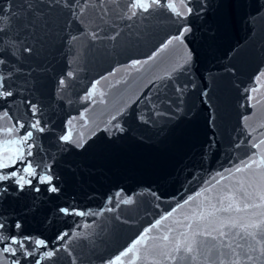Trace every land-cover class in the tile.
I'll use <instances>...</instances> for the list:
<instances>
[{
  "label": "water",
  "instance_id": "1",
  "mask_svg": "<svg viewBox=\"0 0 264 264\" xmlns=\"http://www.w3.org/2000/svg\"><path fill=\"white\" fill-rule=\"evenodd\" d=\"M261 4L264 0H206L203 14L189 17L192 32L185 42L192 49L195 62L190 74L180 79L181 83L191 80L196 87L186 94L182 112L161 104L160 114L144 97L151 89L152 99L156 98L157 89L148 81L163 75L170 66L172 48L155 62L151 71H146L148 66L139 72L128 66L134 60L147 59L162 43L178 34L184 21L176 22L179 18L163 8L150 9L131 20L123 19L112 11L115 5L108 4V15L101 19L104 10L96 4L86 9L81 24L72 17L70 9L53 4L51 33L44 39L42 49L37 45V53L24 62L23 73L14 77L13 102L0 101V110L8 109L12 124L20 116L36 118L30 116L28 100L42 108V122L48 124V131L37 134L40 148L34 147L32 151L51 165L59 177L56 183L60 193H48L46 186L41 185L40 192L26 189L19 199L10 197L0 207V212L23 216L26 229L46 238L49 247L67 242L71 256L62 249L53 261L41 264H72L73 260L75 264H108L173 208L177 211L163 224L172 226L177 233L184 231L173 221L182 220L183 214L203 201L204 195L183 209L178 205L209 187L207 182L216 173L256 151L248 147L250 137H246V132L256 129L253 135L264 138ZM120 7H125L123 0ZM92 32L97 34L96 39L90 35ZM72 36L77 39H71ZM29 70L31 76L27 75ZM68 72L73 76L68 77ZM61 78L66 79L68 87H60ZM97 80L100 83L96 94L84 99ZM253 87L255 92L245 91ZM122 107L126 110L118 116L124 129L121 132L108 121ZM85 108L86 126L79 119ZM70 119L72 125L67 124ZM69 128L74 138L83 133V148L59 140ZM106 128L109 130L105 131ZM242 140L244 143L237 148ZM237 179L245 182L243 191L236 193L239 206L244 208L243 192H247V203L260 207H249L233 215L246 223L264 218L260 215L264 213V201L260 199L264 185L258 174L249 170L238 174ZM225 184L232 186L234 181H221L213 195L222 191ZM116 193L120 195L117 197ZM129 198V203L123 202ZM33 203L37 205L36 211H22ZM58 207L100 214L65 216L57 212ZM74 230L80 235L72 236ZM65 231L71 239L66 237L54 244L56 236ZM159 234L154 230L149 235ZM155 243L158 241L148 240L139 247ZM142 256L143 251L133 264H152L151 256L148 261ZM132 257L133 253L122 257L123 264H129ZM32 260L34 257L29 258L30 264Z\"/></svg>",
  "mask_w": 264,
  "mask_h": 264
},
{
  "label": "snow or ice",
  "instance_id": "2",
  "mask_svg": "<svg viewBox=\"0 0 264 264\" xmlns=\"http://www.w3.org/2000/svg\"><path fill=\"white\" fill-rule=\"evenodd\" d=\"M123 2L125 3L124 8L120 7L121 0H72L71 3L69 0H3L2 6H0V101L13 102L11 99L14 97L13 84L16 83L14 77L23 73L24 62L37 53V45L42 49L44 39L53 29L54 21L50 9L54 3L70 9L72 17L81 24L84 23L81 17L87 8L98 4L104 10L101 16L103 19L108 15L109 9L105 6L108 4L115 5L112 11L117 17L123 19L131 20L141 13L149 12L150 9L158 11L163 8L179 18L176 22L184 21L178 34L162 43L147 59L134 60L128 66L137 72L148 66L146 71H151L156 66L155 62L171 47L170 66L164 69L163 75L148 81L157 89L156 98L152 99L153 94L149 89L144 99L151 107L157 109V114H160L158 109L161 104L173 106L175 111L182 112L186 94L190 88L196 87L191 80L181 83L180 79L182 76L190 74L191 67L195 62L194 53L185 42L186 36L192 32L188 19L193 15L203 14L206 0H179L178 3L176 0H163V2L162 0H123ZM260 7L264 8V4H261ZM77 8L79 12H77ZM105 23L107 24V21ZM90 35L93 39L97 38L95 32ZM71 39L75 40L77 37L72 36ZM27 75L31 76V70ZM67 76L72 77L73 73L68 72ZM102 79H106V77ZM257 79L259 78L257 77ZM155 80L164 83L156 85ZM99 83L100 80H97L91 85V90L87 92L84 99H91L96 94ZM59 85L61 88L68 87L65 78L59 80ZM245 91L255 92L256 88L245 89ZM201 95L206 96V93H201ZM103 96L104 93L101 92V102H103ZM27 104L30 116L36 117L34 120L20 116L12 124L10 121L13 117L9 115L8 109L0 110V121H2L0 122V146H2V151H0V207L4 206L10 197L19 199L26 189L40 192L41 185L46 186L45 190L53 195H57L61 191L56 183L59 177L52 171L46 158L40 157L38 153L34 154L32 151L34 147L40 148L37 134L49 130L47 121L42 122V108L31 100H28ZM125 110L123 107L118 109L117 113L112 115L111 120L108 121V124L116 131L124 130L118 121V116L123 115ZM87 111L88 109L85 108L79 116L85 126L87 125L85 118ZM113 121L116 123L113 124ZM67 124L72 125L73 120H68ZM21 130H23L22 135L19 134ZM108 130L105 129V131ZM255 132L256 129L246 132V137H250L248 147L256 149L255 152L247 154V158H239L236 164L224 169L223 172L216 173L212 180L207 182L209 187H205L203 192H197L195 197H189L183 204L178 205V208L183 209L194 201H199V198L204 195L203 201L196 203L195 207H190L189 211L183 214L182 220L173 221L174 224L180 225L184 231L177 233L172 226L163 224L177 211L176 208H173L166 216L156 220L150 228L144 229L131 246L120 252L114 259H110L108 264H117L118 261L123 264L121 258L127 257L129 253H133V257L129 261V264H133L142 251L141 258L148 261L151 256L152 264H264V218L246 223L233 215V212L239 213L249 207H260L258 204L249 205L247 203L248 194L243 192L245 201H243L244 208L242 209L236 195L237 192H242L244 189V180L237 179L240 173L252 170L258 174L261 185H264V147H262L264 138H257L253 135ZM92 134L95 135V132ZM59 140L71 143L78 148H83L85 142L83 133H78V138H74L71 128L62 133ZM243 143V140L240 141L236 147L239 148ZM226 180H232L234 184L232 186L225 184L222 191L215 192L213 195L221 181ZM116 195L118 197L120 193H116ZM111 199L109 197V202ZM260 199L264 201V192L260 194ZM123 202L129 203L130 198ZM36 210L35 203L27 209H22L25 213ZM57 212L65 216L82 217L100 214L69 207H58ZM260 215L264 217V213ZM23 220L24 217L18 213L0 212V264H22V261L24 264H30V257H34L31 264H41L42 261H53L62 249L68 252L69 256L72 255L67 242L59 244L58 247H49L47 239L39 238L28 231L25 224L22 223ZM84 227H88V225H84ZM154 230L160 234L150 236L149 234ZM79 235L75 230L72 233V236ZM66 237H69L67 231L59 233L53 243L58 244ZM148 240L158 241V243L143 249L139 247ZM72 264H75L74 260Z\"/></svg>",
  "mask_w": 264,
  "mask_h": 264
}]
</instances>
